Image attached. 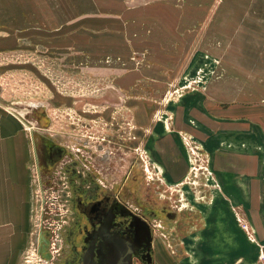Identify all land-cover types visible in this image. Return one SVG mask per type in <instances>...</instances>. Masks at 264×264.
<instances>
[{
	"label": "rangeland",
	"instance_id": "1",
	"mask_svg": "<svg viewBox=\"0 0 264 264\" xmlns=\"http://www.w3.org/2000/svg\"><path fill=\"white\" fill-rule=\"evenodd\" d=\"M92 1L100 5L113 0ZM120 2L127 10L145 4L144 0ZM114 12L113 9L87 11L83 8V0H0V105L19 114L30 134L31 128L38 132V127L42 126L37 122L36 114L43 110L49 120L51 137L78 156L109 196H118L133 211L142 214L145 209L152 208L175 213L173 219L164 215L150 216L151 221L149 216L146 217L152 232L151 264H226L225 259L210 257L216 252L209 246L212 235L200 233L201 225L208 226L224 212L209 208L201 212L199 208L208 207L215 194L225 191L212 168L211 153L204 143L207 139L197 138L193 133L199 124V107L193 100L208 92L211 79L225 77L224 59L205 57L193 72L174 75L161 72L150 78L143 69H164L166 65L148 58L150 49L145 42L134 45L135 32L126 31L127 20L120 30L128 51L126 58L113 52L95 51L96 36L108 30L107 25L94 28L95 25L91 24L88 27L95 31L93 36L84 37L91 35L89 44H81L78 38L60 42L71 39L72 31L82 33L80 29L68 31L69 19L89 16L93 22ZM51 24L56 30L49 35ZM129 73L134 78L126 85L124 78ZM262 75L260 81L264 80ZM260 76L249 75L251 84L245 88L250 98L244 106L235 105V109H242L243 114L247 110L256 113L259 108L261 113L264 112L262 105H258L259 100L254 99L263 90L261 82L257 81ZM158 79L168 82L162 88H156V85L152 88L151 84L145 83ZM185 99L192 100L188 107L190 114L185 110ZM137 101H144L147 105L142 106ZM260 103L264 105V98L261 97ZM183 125H187L186 129L181 128ZM239 126L235 123L236 128ZM153 129H179L177 134L183 149L175 156L177 168L164 169L155 159L156 150L152 149L155 139L149 133ZM31 137L30 166L37 180L34 136ZM37 189L39 194L33 203L27 244L17 256H11L10 264H49L37 250L38 230L41 225L46 229L49 222L53 223L51 214L60 211L62 203L47 200L52 196L53 184L47 187L37 185ZM39 195L47 200L43 215ZM82 203L79 200L76 212ZM231 208L239 229L245 234L244 241L257 244L250 224L238 215L237 207ZM79 216V222H82V215ZM203 220L207 222L203 223ZM244 222L249 225V233L242 229L241 223ZM77 231L78 228L75 245L80 234ZM50 243L51 253H57L52 237ZM135 264L143 263L136 258ZM250 264L261 263L254 260Z\"/></svg>",
	"mask_w": 264,
	"mask_h": 264
},
{
	"label": "crops",
	"instance_id": "2",
	"mask_svg": "<svg viewBox=\"0 0 264 264\" xmlns=\"http://www.w3.org/2000/svg\"><path fill=\"white\" fill-rule=\"evenodd\" d=\"M144 1V5L127 10L120 0L100 5L83 0V8L87 11L113 9L115 12L96 13L107 18L93 22L89 16L69 19L68 31L80 29L82 33L72 31L71 39L60 42L78 38L81 44H89L95 31L88 27L107 25L108 30L95 35V51L113 52L126 58L128 51L120 30L127 20L126 31L135 32L134 45L145 42L150 49L148 58L166 65L164 69H143L150 78L161 72L165 75L193 72L205 57L224 59L225 77L211 79L208 92L193 100L199 107L198 129L193 133L197 138L207 139L204 143L211 153L212 168L225 191L215 194L208 207L199 208L201 212L207 208L224 212L208 226L201 225L200 233L212 235L209 246L216 252L210 257L215 260L225 259L226 264H250L256 260L264 264V259L260 258V249L264 252V112L259 108L256 113L247 110L243 114L242 109H235V105L244 106L250 98L245 88L251 84L249 75H261L256 80L261 82L263 90L254 99L259 100L258 105H262L264 111L260 103L261 97L264 98V80H259L264 74L261 73L264 71V0ZM55 30L51 24L49 35ZM157 58L165 59L157 62ZM132 78V73L127 74L124 84ZM165 82L158 79L145 83L152 88L155 85L162 88ZM184 101L188 113L192 100ZM137 102L147 105L144 101ZM235 123L240 124L239 129ZM179 129L149 131L155 139L152 141V149L157 151L155 159L164 169L178 166L175 156L183 149L177 134ZM27 130L19 114L0 105V264H10L11 256H17L25 248L31 232L38 189L30 166L32 134ZM231 207H237L238 215L250 224L258 245L244 241L245 234L239 229Z\"/></svg>",
	"mask_w": 264,
	"mask_h": 264
},
{
	"label": "flooded vegetation",
	"instance_id": "3",
	"mask_svg": "<svg viewBox=\"0 0 264 264\" xmlns=\"http://www.w3.org/2000/svg\"><path fill=\"white\" fill-rule=\"evenodd\" d=\"M36 119L42 125L38 127L36 137L37 144L40 143L38 155L36 157L34 155L38 169L36 183L40 187L53 184L52 196H46L47 200L55 199L62 203L60 211L51 214L53 223L49 222L46 229H42L41 225L38 230V252L40 233L49 242L47 249L51 257L44 258L45 261H49V264H61L63 258L76 256L77 259L89 257L90 264H96L99 260L97 257H104L108 263L110 261L116 264L115 258L126 242H129L132 248L139 241L145 244L147 235L145 232L141 235L137 233V218L150 226L147 216L152 221L150 216H156L154 213L156 210L161 213L156 218L162 215L168 218L169 211L149 208L138 214L118 196H109L91 170L78 160V156L51 137L49 120L47 115L43 114V110L36 114ZM39 199L43 215V205L47 200L42 195L41 198L39 195ZM79 200L83 203L76 212L75 207H78ZM79 215H82V222H79ZM76 228L81 235L78 234L75 245ZM51 237L57 248L54 257L50 250ZM104 240H108L107 247L100 246ZM131 256L132 264H135V259L139 257L133 254Z\"/></svg>",
	"mask_w": 264,
	"mask_h": 264
},
{
	"label": "water",
	"instance_id": "4",
	"mask_svg": "<svg viewBox=\"0 0 264 264\" xmlns=\"http://www.w3.org/2000/svg\"><path fill=\"white\" fill-rule=\"evenodd\" d=\"M43 114H45L44 111H43ZM31 134H32V136H34L32 142H33L34 155L36 157L38 155V151H39L38 149H39L40 143L37 144V142H36V137L38 136V134L36 131H34L33 128H31ZM154 213L156 216L161 215V213L157 212L156 210ZM167 216H168V218H173V217H175V213L169 212L167 214ZM137 224H138L137 233L141 235L145 232L147 235L145 244H142L141 241H139L138 243H135L134 247L132 248L130 243L126 242L125 246L122 247V251L120 252V254L118 256H116V258H115L116 264H132V256H131L132 254L139 257L140 261L143 264H151L152 263L153 250L151 249L152 233H151L150 226H149V224H147L146 222H144L140 218H137ZM48 243H49L48 240L45 239L43 234L40 233L39 234V251L42 253L43 258H45V259H50V257H51V255L47 249ZM107 244H108V240H104L103 243L100 244V246H102V247L106 246L107 247ZM88 258L84 257L81 259H77L76 256H74V258H63V261L61 264H90V260H89L90 258L89 259ZM97 259H99V260H98V263H96V264H113L110 261L108 263L104 257H97Z\"/></svg>",
	"mask_w": 264,
	"mask_h": 264
},
{
	"label": "built area",
	"instance_id": "5",
	"mask_svg": "<svg viewBox=\"0 0 264 264\" xmlns=\"http://www.w3.org/2000/svg\"><path fill=\"white\" fill-rule=\"evenodd\" d=\"M241 226H242V229L245 231V232H247V233H249V225H248V223L246 222H244V223H241ZM260 258L261 259H264V252L260 249Z\"/></svg>",
	"mask_w": 264,
	"mask_h": 264
},
{
	"label": "bare ground",
	"instance_id": "6",
	"mask_svg": "<svg viewBox=\"0 0 264 264\" xmlns=\"http://www.w3.org/2000/svg\"><path fill=\"white\" fill-rule=\"evenodd\" d=\"M52 247V246H51ZM56 255V253L55 252H52V257H54Z\"/></svg>",
	"mask_w": 264,
	"mask_h": 264
}]
</instances>
